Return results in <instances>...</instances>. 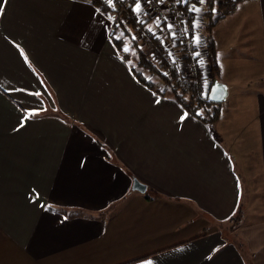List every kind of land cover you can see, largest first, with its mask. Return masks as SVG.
<instances>
[{
  "label": "crops",
  "instance_id": "0c3cea01",
  "mask_svg": "<svg viewBox=\"0 0 264 264\" xmlns=\"http://www.w3.org/2000/svg\"><path fill=\"white\" fill-rule=\"evenodd\" d=\"M3 7L0 264H264V0L212 29L214 121L145 82L91 0Z\"/></svg>",
  "mask_w": 264,
  "mask_h": 264
},
{
  "label": "rangeland",
  "instance_id": "374dc122",
  "mask_svg": "<svg viewBox=\"0 0 264 264\" xmlns=\"http://www.w3.org/2000/svg\"><path fill=\"white\" fill-rule=\"evenodd\" d=\"M239 1L240 0H237L235 4H232V0L230 4L221 1L220 4L222 5V7L231 6L235 9ZM141 2L144 11L138 17L137 14L133 11L134 0H117L115 6V14L118 15V18L116 20L118 21V23H123V26L117 28L113 36L114 40L119 41L120 45L118 46L122 51L125 45L129 47L130 51L126 54L130 59L132 66L136 68L138 72H140V75L145 82L149 83L150 85L156 86L160 90L167 89L171 93L174 92L173 89H176V93L188 102H191L193 97L196 98L195 100H202L200 104H196L195 102L194 106L196 107V105H199L197 112H202L201 116L206 115L207 119H211L219 111V108H215L212 105H207V102H205V100H209L210 84L213 82V80L217 79L218 70L215 69L216 71H214V65L208 58L207 45L206 51L201 52L199 46L193 44L194 55L196 51H199L201 53V56L196 58L198 59V61H200L201 59L204 61L202 65L199 63L197 71L195 72V74H193V60L191 57H189L192 46L184 45L179 39V31L175 27V21L173 20L175 17L171 10V2L169 0L160 1V6L162 7V9H164L163 12L165 14L163 17L164 19H160L159 27H157L156 24V19L158 17L155 16L152 9V0H150V2L149 0H141ZM220 10L222 9L220 8ZM226 11L227 13L225 15L222 14L221 18L228 16L234 12L233 11L231 13L228 9ZM201 16L202 12L199 14V19L201 21L200 27L195 30V34L204 32V35L206 37V30L203 26L204 22ZM113 17L116 18L114 15L112 16V20ZM215 17L217 18V15H215ZM138 20L143 21V23H138ZM169 23L173 25L172 31L176 33L175 39H173L171 33L168 31L167 24ZM149 27L152 28V32L148 31ZM121 32H123V36H120ZM148 33L151 34L153 40L158 39L159 42H148L145 39V36L148 37ZM153 33H155V35ZM116 36H120V39H116ZM133 36L136 37L135 40L132 39ZM139 50L145 55L146 60L154 65L156 69L155 71H158V73L154 72V70L152 69L144 68L140 65ZM156 53L160 55L162 61L160 60V57H156L154 55ZM169 53H171V55H169ZM172 65H176V67H174L176 70L171 68ZM165 73H167V75H165ZM177 73L179 74V76L177 75ZM169 75L171 77H169ZM208 76L212 77L208 79ZM179 77L183 78V83H181V85L175 83L177 78ZM163 78H168L169 81H166ZM205 84L208 85L206 94ZM247 209L248 203H245V205H243L240 209V212L235 216L233 224L231 223L233 227H230L232 229L235 226H239L245 219H248Z\"/></svg>",
  "mask_w": 264,
  "mask_h": 264
},
{
  "label": "trees",
  "instance_id": "16d2710c",
  "mask_svg": "<svg viewBox=\"0 0 264 264\" xmlns=\"http://www.w3.org/2000/svg\"><path fill=\"white\" fill-rule=\"evenodd\" d=\"M92 3L97 6L103 13H105L107 16H113L116 13V9L115 8H111L108 6L107 4V0H91ZM221 0H207L206 3V8H205V12H204V20L206 22L205 24V30H206V45H207V50H208V58L210 60V62L214 65V71L219 70L218 67V63H217V55H216V47H215V43L212 37V29L213 27L217 24V21L220 20V16H217V18L215 17V13H213L212 9L213 7L216 8H222V5L220 4ZM230 1V0H229ZM191 2V0H189V3ZM188 4H180V7L186 11ZM119 25V26H117ZM122 27L123 23L119 22L116 20L115 21V29L117 30L118 27ZM116 30L112 31V38L114 36V33L116 32ZM148 37H151V34L148 33ZM147 36H145V39L149 42V41H155V42H159L158 39H152L148 38ZM114 40V38H113ZM116 45H120L118 40H114ZM119 47V46H118ZM120 48V47H119ZM140 51V50H139ZM160 54V51H159ZM158 53L154 54L156 57H160ZM162 55V54H161ZM139 57H140V65L143 66L144 68H148V69H152L154 70V72L158 73V71H155V67L152 63H150L149 61L146 60L145 55L140 51L139 52ZM164 59V58H163ZM160 60L162 61V58L160 57ZM216 69V70H215ZM166 81H169L168 78H163ZM173 94L175 95V97L177 98V100L193 115L195 116H201V115H196L197 111H198V106L196 105V107L194 106L195 102L196 104H200L202 100L197 99L196 98H192L191 102L186 101L185 99H183L181 96H179L176 93V89H173ZM205 102H207V105H212L211 101L208 100ZM206 106V105H205ZM207 107V106H206ZM219 112V111H218ZM216 113L211 119H213L212 121H214L215 119H217V116L219 113ZM210 119V120H211ZM240 212V211H239ZM238 212V213H239ZM235 218V217H234ZM234 218L231 220L230 225L232 226L233 222H234ZM232 223V224H231ZM233 227V226H232ZM236 227V226H235Z\"/></svg>",
  "mask_w": 264,
  "mask_h": 264
},
{
  "label": "snow or ice",
  "instance_id": "6c2138e0",
  "mask_svg": "<svg viewBox=\"0 0 264 264\" xmlns=\"http://www.w3.org/2000/svg\"><path fill=\"white\" fill-rule=\"evenodd\" d=\"M116 2H117V0H107V4L111 8H115ZM149 2H150V0H149ZM176 2L178 4H189V0H176ZM206 2H207V0H198V4L199 5H204ZM6 3H7V0H0V16H2L3 13H4L3 5L6 4ZM97 11H99V9H97ZM133 11L137 14L138 17L144 11L141 0H134ZM188 11L190 13H193L196 16V19L191 24V29L195 33V30L200 27L201 21L199 19V14L202 12V8L200 6H198L197 3H191L190 6L188 7ZM212 11H213V13H215L216 9L213 7ZM109 19H112V17L110 16ZM165 19H167V18H165ZM138 23H143V21L138 20ZM156 24H157V27H159V24H160L159 17L156 19ZM117 26H119V25H117ZM167 28H168V31L171 33L173 39H175L176 38V33L172 31L173 25L171 23H169V24H167ZM148 31L152 32V28L149 27ZM183 32H184V34H187L189 32V28L187 27V25L183 29ZM153 34L155 35V33H153ZM120 36H123V32L120 33ZM120 36H116V39H120ZM132 39L135 40L136 37L133 36ZM192 40H193L194 45H196V46L201 44V37L198 34H194L192 36ZM123 51L125 53H128L130 51V49H129V47L127 45H125L124 48H123ZM21 54L24 55L23 51H21ZM169 55H171V53H169ZM195 56L199 57V56H201V53L199 51H196L195 52ZM27 60H28V57L25 55V61L27 62ZM128 63H131V61H128ZM199 63L202 65L204 63V61L201 59L199 61ZM165 75H167V73H165ZM207 88H208V85L205 84V94L207 93ZM161 91H163V89H161ZM218 91H220V85H218V84L215 87L211 88V92H212L213 95H215V93H217ZM36 95H39V93H36ZM153 95H156V93H153ZM156 103H160V99L159 98L156 100ZM34 114H38V113H27L23 117V119L21 121V124H20V127H23L24 123L28 119H30L31 116L34 115ZM196 115H202V112H197ZM188 118H189V113L187 111H184L183 114L180 117V122L182 123L183 121H185Z\"/></svg>",
  "mask_w": 264,
  "mask_h": 264
},
{
  "label": "built area",
  "instance_id": "2783aa9c",
  "mask_svg": "<svg viewBox=\"0 0 264 264\" xmlns=\"http://www.w3.org/2000/svg\"><path fill=\"white\" fill-rule=\"evenodd\" d=\"M160 1L161 0H152V9H153V11H154V14H155V16L156 17H159V19H164L163 17H164V12H163V10L164 9H162V7L160 6ZM166 1V0H165ZM170 2H171V10H172V12H173V14H174V21H175V27L178 29V31H179V39H180V41L184 44V45H187V46H192V48H191V50H190V55H189V57H191L192 58V60H193V64H192V71L194 72L193 74H195V72L197 71V69H198V67H199V61H198V59L196 58V56L194 55V50H193V48H194V43H193V40H192V36L196 33V31H195V33L192 31V29H191V24H192V22L196 19V16L193 14V13H190L189 11H188V7L190 6V4L191 3H197V5L198 6H200L201 8H202V16H201V18L203 19V22H204V27H205V24H206V22H205V20H204V12H205V8H206V3L204 4V5H199L198 4V0H191V2L188 4V6H187V9H186V11H184L181 7H180V4H178L177 2H176V0H169ZM221 1H223V2H225V3H228V4H230L231 3V0L229 1V0H221ZM220 1V2H221ZM237 2V0H232V4L234 3H236ZM222 10H220V8H218V9H216V11H215V15H217V16H222V14L223 15H225L226 13H227V9L229 10V12H233L234 11V8L233 7H231V6H224V7H222L221 8ZM226 11V12H225ZM115 15V17L116 18H114L113 17V25H112V31L113 30H116L115 29V21H116V19L118 18V15L117 14H114ZM113 15V16H114ZM127 18V17H126ZM187 25V27L189 28V32L187 33V34H184V32H183V29L185 28V26ZM194 33V34H193ZM124 55H127L125 52H124ZM174 67H176V65H172V69H174V70H176ZM192 74V73H191ZM170 75H172V74H170ZM169 75V77H171ZM177 75L179 76V74L177 73ZM181 77H179V78H177V80H178V82H177V80H176V84H179V85H181V83H183V78H181Z\"/></svg>",
  "mask_w": 264,
  "mask_h": 264
},
{
  "label": "water",
  "instance_id": "95a60500",
  "mask_svg": "<svg viewBox=\"0 0 264 264\" xmlns=\"http://www.w3.org/2000/svg\"><path fill=\"white\" fill-rule=\"evenodd\" d=\"M132 190L133 191H138L141 193H146L147 191V186L141 183L140 181L134 179L133 180V185H132Z\"/></svg>",
  "mask_w": 264,
  "mask_h": 264
}]
</instances>
